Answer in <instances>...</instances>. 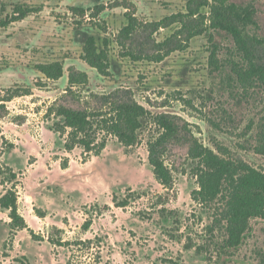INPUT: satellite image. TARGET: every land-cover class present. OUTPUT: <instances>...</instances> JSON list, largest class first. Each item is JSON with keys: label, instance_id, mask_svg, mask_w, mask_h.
I'll use <instances>...</instances> for the list:
<instances>
[{"label": "rangeland", "instance_id": "1", "mask_svg": "<svg viewBox=\"0 0 264 264\" xmlns=\"http://www.w3.org/2000/svg\"><path fill=\"white\" fill-rule=\"evenodd\" d=\"M189 1L0 0V21L11 19L17 6L32 11L0 28V91L32 90L7 103L0 117V196L15 187L19 213L41 240L27 229L10 237L8 212L0 209V264H22L24 257L28 264H260L264 220L250 222L236 249L222 248L224 225L209 232L212 212L190 196L197 185L189 149L195 138L264 173V155L256 151L264 141V74L244 81L239 70L249 58L264 72V0H229L254 11V24L240 27L249 55L211 27L212 0L200 10L205 22L195 24L201 35L174 39L178 24L154 26L185 13ZM127 13L136 18V30L123 38ZM89 37L107 52L106 77L82 59ZM54 62L63 65L58 81L36 70ZM70 69L86 73L88 84L69 89ZM131 101L178 127V139L161 153L172 177L168 187L148 162L147 142L157 132L151 123L134 147L109 137L99 156L67 151L66 138L52 131L63 123L54 115L60 106L108 112L112 103ZM9 170L17 174L14 184ZM114 197L128 205L114 207Z\"/></svg>", "mask_w": 264, "mask_h": 264}, {"label": "trees", "instance_id": "2", "mask_svg": "<svg viewBox=\"0 0 264 264\" xmlns=\"http://www.w3.org/2000/svg\"><path fill=\"white\" fill-rule=\"evenodd\" d=\"M207 5H209L207 0H191L187 3L185 13L172 15L165 20L168 23L163 24L164 22L161 21L154 26L168 27L178 24L180 28L175 32L173 38L177 39L180 34H185L189 40L202 34L203 30L195 24L202 26L205 22V17L200 13V10ZM101 7L99 9H103L104 6ZM74 10L81 14L84 13L83 9L74 8ZM210 11L212 15L211 27L216 31L230 35L236 44L244 48L245 53L249 55L240 27L254 24L252 20L254 11L238 7L230 3L229 0H212ZM30 12L32 11L23 7H15L11 19L0 21V28L23 21ZM125 17L128 24L122 29L120 36L128 38L135 32L137 20L130 13L125 14ZM172 39L167 40L164 44L172 43ZM176 47L175 50L180 46L176 44ZM82 59L101 76H108L107 52L97 47L93 37L86 40ZM247 61V68L239 69L244 81H250L256 74L263 76L264 72L257 64L249 58ZM36 70L50 81H58L63 77L64 72L63 65L59 62L39 65ZM237 75L240 76L238 72ZM86 84H88L86 73L69 70V89ZM31 95L32 90L25 87L15 86L1 90L0 117H3L7 112V103L16 98ZM54 115L62 118L63 123L54 124L52 131L62 138H66L64 147L67 151H72L76 147L81 148L84 157L99 156L105 149L109 137L116 138L126 148L134 147L139 142L141 130L145 128L146 124L151 123L157 132L147 142L148 162L158 183L163 187L170 185L172 177L161 159V153L167 143L172 139H178V127L172 118L167 115L153 116L134 101L112 103L108 112H88L60 106L54 111ZM190 143L189 157L195 164L192 172L197 185V189L191 192V200L203 209L212 212L213 225L208 227L210 233L214 234L215 225H224L225 239L222 248L236 249L250 229V222L254 219L264 220V173L243 162L218 155L195 138H191ZM256 151L264 155V141ZM62 168H66V163ZM16 179L17 174L9 170V182L14 184ZM112 202L116 208H125L128 205L127 199L117 202L114 197ZM0 209L8 212L10 237L14 236L17 231L27 229L32 240L41 241L28 228L19 213L18 194L15 187L0 196ZM39 217L43 218L45 215L41 213ZM91 223L90 219L86 220L83 228L89 229ZM48 241L52 245L57 244L49 238ZM60 243L58 242V245H61ZM23 260L22 264H28L27 258L24 257ZM260 264H264V255L261 256Z\"/></svg>", "mask_w": 264, "mask_h": 264}, {"label": "crops", "instance_id": "3", "mask_svg": "<svg viewBox=\"0 0 264 264\" xmlns=\"http://www.w3.org/2000/svg\"><path fill=\"white\" fill-rule=\"evenodd\" d=\"M19 209V208H18ZM22 216V215H21ZM8 220H9V218H8ZM26 222V221H25ZM27 224V223H26Z\"/></svg>", "mask_w": 264, "mask_h": 264}]
</instances>
